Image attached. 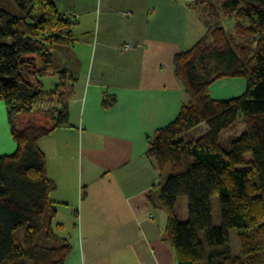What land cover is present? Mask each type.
<instances>
[{
  "label": "trees",
  "instance_id": "trees-1",
  "mask_svg": "<svg viewBox=\"0 0 264 264\" xmlns=\"http://www.w3.org/2000/svg\"><path fill=\"white\" fill-rule=\"evenodd\" d=\"M191 7L206 30L174 56L186 100L173 120L148 137L146 153L161 181L147 198L167 213L164 239L179 264H264V0H201ZM225 18L234 19L232 32ZM73 26L53 0H0V101L16 143L13 153L0 156V264H64L72 251L70 236L55 221L56 185L38 141L68 123L65 103L53 110L39 103L61 99L66 81H75L57 70L54 59L58 46L73 44ZM207 63L217 68L213 76L199 72ZM51 74L59 81L46 96L42 78ZM222 77L244 78L245 93L212 98L210 86ZM240 115V135L222 138ZM202 124L204 133L189 135ZM213 195L219 225L213 222ZM181 197L184 218L177 211ZM21 227L23 240L16 244L13 234ZM230 229L237 230V252L230 247Z\"/></svg>",
  "mask_w": 264,
  "mask_h": 264
},
{
  "label": "crops",
  "instance_id": "crops-1",
  "mask_svg": "<svg viewBox=\"0 0 264 264\" xmlns=\"http://www.w3.org/2000/svg\"><path fill=\"white\" fill-rule=\"evenodd\" d=\"M53 1L74 22L75 38L56 48L74 58L72 69L56 68L75 81L54 100L67 105L68 123L38 145L56 185L55 221L72 242L64 264H179L164 239L167 213L147 198L161 181L147 141L186 100L174 56L204 35L205 24L187 0ZM58 81L57 74L42 78L46 96ZM245 91L242 77L210 86L214 99ZM7 110L0 101V156L16 150ZM180 208L184 218L183 199Z\"/></svg>",
  "mask_w": 264,
  "mask_h": 264
},
{
  "label": "rangeland",
  "instance_id": "rangeland-1",
  "mask_svg": "<svg viewBox=\"0 0 264 264\" xmlns=\"http://www.w3.org/2000/svg\"><path fill=\"white\" fill-rule=\"evenodd\" d=\"M189 2L190 5H195L198 2H200L201 0H187ZM5 5V4H3ZM14 6V5H13ZM7 7V5H6ZM9 7V6H8ZM7 7V8H8ZM233 23H234V19L232 18H225L224 20V24L227 27L228 31L232 32L233 31ZM204 31V30H203ZM60 54H55V65H58L62 68H70L72 69V65H74V58L71 55H68L66 52L62 55ZM203 67V66H202ZM205 68H201L198 67L199 72L202 75H207V76H213L216 71L217 68L215 67V65L213 63H207L206 66H204ZM73 69H75V66H73ZM54 99H50V98H43L42 103L40 102L39 105H45V109L47 110H53L54 108ZM44 121L41 120V123H43ZM206 125L202 124L201 126L193 129L189 135H192L194 137L201 135L202 133H204L205 129H206ZM243 129V125H242V116H239V121L237 122V124L230 130L228 131H223L221 133V137H226L228 135H240V133L242 132ZM252 159V155L250 153L245 155V160L250 161ZM185 200L184 197L179 198V201L177 203V211L180 214V210H182L183 208H180L181 206V200ZM211 206H212V216H213V222L215 223V225H219L220 224V213H219V202H218V197L216 195H213L211 197ZM64 207V206H62ZM181 215V214H180ZM24 231L25 228L21 227L18 230H16L13 234V238L15 240L16 244H19L22 242V238L24 235ZM236 229H230V235H231V244L230 247L234 252L238 251V241L236 239ZM217 248L220 249H224V246H218ZM210 247L207 246V250H209Z\"/></svg>",
  "mask_w": 264,
  "mask_h": 264
},
{
  "label": "built area",
  "instance_id": "built-area-1",
  "mask_svg": "<svg viewBox=\"0 0 264 264\" xmlns=\"http://www.w3.org/2000/svg\"><path fill=\"white\" fill-rule=\"evenodd\" d=\"M128 13V12H127Z\"/></svg>",
  "mask_w": 264,
  "mask_h": 264
}]
</instances>
